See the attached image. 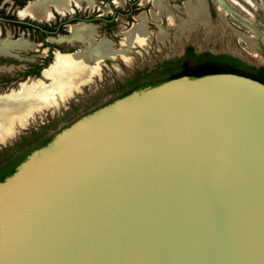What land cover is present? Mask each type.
<instances>
[{
	"label": "water",
	"instance_id": "1",
	"mask_svg": "<svg viewBox=\"0 0 264 264\" xmlns=\"http://www.w3.org/2000/svg\"><path fill=\"white\" fill-rule=\"evenodd\" d=\"M0 264H264V82L118 97L0 182Z\"/></svg>",
	"mask_w": 264,
	"mask_h": 264
},
{
	"label": "rangeland",
	"instance_id": "2",
	"mask_svg": "<svg viewBox=\"0 0 264 264\" xmlns=\"http://www.w3.org/2000/svg\"><path fill=\"white\" fill-rule=\"evenodd\" d=\"M112 1L114 5L123 8L127 7L129 3V0ZM156 1L138 0L135 4L140 9L138 14L147 16L149 19L151 12L165 13L167 17H171L175 14L182 15L191 5L198 6V0H161L160 3ZM223 1L224 4L222 5L215 0H202V6H204L203 10H205L209 19V28L220 29L227 40L225 39L224 42L222 39L215 41L202 35L200 40L187 38L184 40H165V42L152 34L146 45H135L130 50L129 58L126 61L106 65L100 75L84 84L78 93L70 97L61 106L37 112V115L34 114L35 116L29 117L27 124L17 129L15 134L5 140H0V165L11 159L16 160L25 153L33 151L41 139L51 135L54 136L80 117L109 103L110 100L121 97L123 92L130 88V86L121 87V83L126 84V81L138 72L146 69H157V73H159L158 67L163 62L182 57L185 47L189 44L193 45L197 53L205 50L213 53H229L249 64L264 65V0ZM3 7L9 11L13 10L20 18L31 17L37 19L34 18L37 17L34 14L16 8L12 0H0V8ZM78 10L85 14L99 13L101 16L113 13L112 6L107 0H95L94 3L88 6L81 4ZM67 13L73 14L74 9L67 11ZM138 14L129 15L128 17L118 15L113 26L105 24L104 21L92 23L97 26L96 39H110L115 43L118 50L126 48L121 43L126 39L131 28L140 22ZM60 15L63 17L65 13H60ZM38 18L37 20L42 22L50 20V18ZM63 32L64 34L49 37L48 40L57 43L64 52L79 51L85 48L83 42L69 39V26L66 25ZM67 36L68 40L65 39ZM39 37L38 30L30 29L25 32L12 23L0 20V40L4 38L12 41L22 39L27 44L25 49H13L16 55L10 53H4L8 55L0 54V95H10L19 91L21 85L28 79L38 82L47 81V78L43 76V72L38 77L23 75V72L31 69L33 63L42 62L47 55H53L54 57V52L52 54L51 50L44 47L45 44L37 41ZM7 78L11 80L7 81ZM37 134H41L42 137L35 140L34 136ZM21 143L24 144L21 146Z\"/></svg>",
	"mask_w": 264,
	"mask_h": 264
},
{
	"label": "bare ground",
	"instance_id": "3",
	"mask_svg": "<svg viewBox=\"0 0 264 264\" xmlns=\"http://www.w3.org/2000/svg\"><path fill=\"white\" fill-rule=\"evenodd\" d=\"M68 1L40 0L29 5L25 11L46 16L50 5L61 11L68 7ZM215 1L224 4L223 0ZM156 2L160 3L161 0ZM200 2L202 1L197 3L198 6H189L182 15L167 17L165 13L151 12L150 19L142 14L139 15L140 22L138 21L139 23L131 28L126 39L121 43L126 48L119 50L108 39L97 40L96 30L92 24L80 23L71 26L69 39L83 42L85 48L71 54H57L54 62L43 72L44 77L47 78L46 82L29 79L21 85L19 91L10 95H0V140L15 134L17 129L25 126L28 118L37 112L61 106L78 93L84 84L100 75L106 65L126 61L130 50L135 45H146L152 34L164 41L187 38L200 40L201 36L205 35L207 39L215 41L222 39L224 42L226 38L220 29L209 28V19ZM26 47L27 44L22 39L14 42L9 39L0 40V54Z\"/></svg>",
	"mask_w": 264,
	"mask_h": 264
},
{
	"label": "flooded vegetation",
	"instance_id": "4",
	"mask_svg": "<svg viewBox=\"0 0 264 264\" xmlns=\"http://www.w3.org/2000/svg\"><path fill=\"white\" fill-rule=\"evenodd\" d=\"M12 1H13V5H15L16 8L18 7L20 9V11L26 12L25 10L28 8L29 5H31L35 2H38L40 0H24L25 1L24 4H21L22 0H12ZM120 1H122V0H120ZM199 1L200 0H198L197 3H199ZM94 2H95V0H69L68 1V7L64 10H61V11L58 10L54 5H50L48 8V13L46 14V16H38V15L34 14L35 16H37L34 18H37V19H39L38 17L50 18L49 21H45V22L39 21L37 19H32L31 17L20 18V17H18V15H16L14 13L13 10L9 11V10H7V8H5V9H4V7L0 8V20L1 21L12 23V24L16 25L19 29H22V31H25V32H26V30L29 31L30 29L38 30L40 33V37L38 38L37 41L42 43V44H45L44 47H47L48 50H51L52 54H53V52L55 53L54 57H53V55H47V57L42 62L33 63L31 65V69L23 72L24 76H27V77L36 76V77H38L42 74V72H44L45 69H47L54 62L55 56L57 54H71V53L77 52V51H73V50L68 51V52H64V51H62V49L59 47V45L57 43H53L52 41L48 40L49 37H56L57 35L64 34L63 30H64V27L66 25L69 26V30H70L71 26L76 25V24H80V23L81 24H92V23H100V22L104 21L105 24H107V25L110 24L111 26H113L114 21L118 15L128 17L129 15H131V16L136 15L140 12V9H138V7L135 6V4H137L138 0H129V3L127 4V7H125V8L118 7V6L114 5L112 0H107V2L110 3V5L112 6V9H113V13L111 15H107V16H101L99 13L85 14V13H81L78 10V8L81 4L88 6ZM200 3H202V2H200ZM71 9H74V13L73 14L67 13V11H69ZM60 13H65V15L62 17L60 15ZM28 16H32V15H28ZM92 25L95 27L96 34H97V28H96L97 26L94 24H92ZM70 35H71V30H70ZM5 39H7V38L1 39V40H5ZM65 39L68 40V36L65 37ZM103 39H107V38H103ZM108 40L111 41L115 45V43L112 40H110V39H108ZM189 45H191V44H189ZM189 45H187L185 47L184 54L182 57H180L179 59L168 60V61H173L172 64L174 66V65H178L180 63H183L184 60L191 59V57H193V56L191 55L189 50H187V47ZM14 50H12L10 52L11 55H16V54H14ZM205 51H202L201 53H203ZM201 53H197L194 50L193 55L194 56L200 55ZM214 54H224V53H214ZM225 54H229V53H225ZM1 55H8V54L1 53ZM230 55H232V54H230ZM232 56H235V55H232ZM235 57H237V56H235ZM49 58H50V60H49L48 64L46 66H44L41 70H39V67L42 65H45L46 61ZM239 59H241V58H239ZM166 62L167 61L163 62L162 65L160 67H158V71L163 70L167 66ZM247 64H249V63H247ZM249 65H252V64H249ZM252 66H254L256 68L255 71L258 72L259 71L258 68L261 66H264V65H252ZM153 70H155V69H150V70L146 69L144 71L138 72L136 75H134V77L128 79L126 82H128V84H130L132 81H134L137 78V76L139 74H141L143 72H153ZM10 80H11L10 78H7V81H10ZM11 160H14V159H11Z\"/></svg>",
	"mask_w": 264,
	"mask_h": 264
},
{
	"label": "trees",
	"instance_id": "5",
	"mask_svg": "<svg viewBox=\"0 0 264 264\" xmlns=\"http://www.w3.org/2000/svg\"><path fill=\"white\" fill-rule=\"evenodd\" d=\"M24 2L25 1L22 0L21 4H24ZM187 50H189V52L193 56L191 57V59L184 60L183 63L174 66L172 64L173 61H167V66L163 70L158 71L159 73H157V69L153 70V72H143L139 74L137 78L130 84H128V82H126V84L121 83V87L130 86V88L123 92L121 96H124L132 92L133 90H139L145 87L159 85L167 80L182 75L199 77L212 73L233 72L246 75L264 82V66L259 67V71L256 72V68L254 66L249 65L238 57L232 56L230 54H214L210 51H205L200 55L194 56V47L192 45H189L187 47ZM49 60L50 58L46 61L45 65L39 67V70L46 66ZM111 101L113 100H110L109 102ZM34 137L35 140H38L42 136L41 134H37ZM52 138L53 136L51 135L41 139V141L35 146L34 149L46 145ZM23 144L24 143H21V146ZM29 153L27 152L16 160H8L6 163L0 165V182L9 175L13 174L17 166L28 156Z\"/></svg>",
	"mask_w": 264,
	"mask_h": 264
}]
</instances>
